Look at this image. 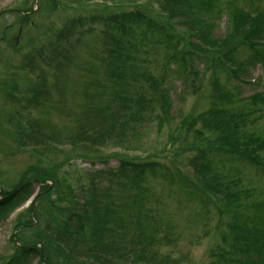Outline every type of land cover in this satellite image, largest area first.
Returning a JSON list of instances; mask_svg holds the SVG:
<instances>
[{
	"label": "trees",
	"instance_id": "trees-1",
	"mask_svg": "<svg viewBox=\"0 0 264 264\" xmlns=\"http://www.w3.org/2000/svg\"><path fill=\"white\" fill-rule=\"evenodd\" d=\"M47 1H51L52 6L47 7L48 11H46H54L57 1ZM92 1L76 0V4L79 7L88 5ZM212 1L191 0V3H188L187 0H160V9L163 12L156 13L148 6H144V12L117 13L108 18L112 23L111 29L122 36L128 34V26L138 25L146 33L141 38H146L150 35L148 33L154 34L157 36L156 41L161 43L160 46L167 50L166 41L174 37L169 30H176L173 16L180 15L179 22L185 28L183 33L194 37L191 41L183 43L186 50L181 51V58L186 55L188 59L182 58L181 62L185 64L189 61L190 65L194 64L195 54L199 53L202 57H196L197 63L201 60L207 65L211 63L217 70L215 73H221L225 80L234 87V91H228L217 82L212 83L209 90L215 99L207 95L206 100L214 102L213 106L203 113L185 117L175 129L176 134L169 138L170 142H175L181 138L183 133L186 140L192 132L193 143L183 144V147L184 152L190 151L197 155L189 162L193 167L194 176L190 178L177 166L172 167V173L166 165L158 162H142L138 157L137 161L121 160L115 168L102 167L89 173L87 178L89 187L81 186L79 193H75L76 190L69 185L68 179L63 175L58 176L59 172L67 174L66 171H61V166H49V170L30 166L22 174L19 184L1 194L0 222L31 196V180L36 179L43 184L32 204L23 212L25 216L22 224L17 222L14 226L19 234L10 238L14 244L12 255L7 258L0 256V264H31L33 260H37L39 264H117L110 257H128L130 252L135 255V262L132 264L137 261L147 264H168L166 257L159 255L156 249L155 213L146 210L144 208L146 203L141 200L142 196H145L147 178L157 175L158 172L170 182L176 183V178L177 184L183 189L182 194L186 200L188 195L200 203L206 199L204 204L216 208L219 223L222 222L224 214H233L228 230L220 234L219 245L210 251L212 257L210 264H264V218L256 221L250 216H244L242 219L240 215L244 212L240 206L250 199L253 189L245 188L243 181L236 177L239 173L237 169L231 170L233 174H223L218 169H212L205 161L207 154L220 153L232 157L264 176V137L250 130V124L264 116V110L259 111L257 108L258 106L264 107V98L259 91L245 98L240 94L242 90L240 84L244 83L249 86L256 84L244 79L248 74V67H254L257 63L264 67V14L245 11L235 6V10H231V14L228 15L225 35L212 37V30L221 25L222 17H226L225 10L221 6L214 8L218 0L214 6L211 5ZM70 4L74 9L76 8L74 3ZM192 6L195 10L191 13L187 10L192 11ZM164 11L167 12L164 13ZM20 23H24L23 16ZM74 23L51 33L44 43L37 45L33 54L23 56L22 63L25 66L23 68L28 69V74L35 76L34 79L28 81L31 85V93L30 96L28 95L30 105L42 102L43 75L46 83L49 79L51 80L54 93L55 83L58 84L56 80L58 76L54 79L49 77L43 63H47L46 59L60 57L62 52L59 51H63L64 47L61 42L69 36V32L76 30ZM101 23L105 24V20L102 19ZM80 28L81 26L77 29V33H80ZM175 34L178 35L177 32ZM109 38L115 45L113 49L108 50L107 43L103 40V51L106 54L104 59L107 61L104 64L105 67L100 68L95 64L94 59H89L90 63L95 66L86 70L91 77L87 84V99L85 100L88 101V105L83 111V119L85 121L92 119V124L101 127L106 117L114 118L112 126L118 118L122 119V126H126L125 129H129L134 138L137 122L141 120L139 114L145 112V108L143 107L144 100L133 88L135 84L141 83L139 79L141 76L133 75L135 74L134 58L128 54V48L134 52L138 48L133 42L125 46L117 42L115 38ZM239 47L249 51L247 61H239L236 58ZM122 50H127V53L123 55ZM34 60L37 63L36 66L32 65ZM38 74L39 78L36 80ZM145 77L148 80L153 79L149 75ZM191 84L193 88L194 83ZM10 91L13 94V91H16L15 86H12ZM62 96H64L63 92ZM8 98L14 103L21 101L17 97H11L10 94ZM242 102L249 104L250 111L242 107L234 110L223 106L225 103ZM62 105L64 104H60L56 99L57 108H61ZM160 105V115L165 116L169 107L166 109L165 106ZM252 113L254 114L251 115ZM162 118L165 120L164 117ZM26 125V128L17 125V135L19 137L28 136L34 143L64 142L65 140L64 138L59 140L57 136L54 139L48 135L43 137L40 132H36L39 127L29 126L28 121ZM161 125L162 120L159 116L158 127ZM84 126H87L85 122ZM88 130L90 131H84L82 138L80 134L70 138L71 147L64 156L65 163L71 161L75 155L90 162L93 167L98 154L95 146L108 140L119 141L120 139L115 131L108 132L114 138L112 139L107 135L106 130L103 131L104 133L91 127H88ZM121 141L130 144V140L125 137ZM88 146L93 148L88 150ZM126 148L129 147L126 146ZM46 152H52V150L48 149ZM60 157H62L61 154ZM38 161V163L45 162V159H38ZM98 162L103 165V162ZM45 164L47 165L48 162ZM46 180H50V184H44ZM95 181L99 184L103 181L106 184L105 190H100L99 184L95 185ZM109 186H115L111 194L107 193L109 188L106 187ZM117 188L121 190L115 194ZM223 190L226 193L222 196L220 194ZM51 194H54V199H51ZM61 201H67L64 207L59 205ZM218 202L223 204H218ZM259 204L264 208V203ZM234 205L237 206L231 211L230 208ZM135 206L139 209L137 218H134V222L128 226L124 216L131 218L132 213L136 211ZM145 211L148 214H145ZM202 212L205 213L204 210ZM129 230L130 236H127ZM26 233L30 235L25 236ZM123 245L126 247L131 245L132 248L131 250L123 249Z\"/></svg>",
	"mask_w": 264,
	"mask_h": 264
},
{
	"label": "rangeland",
	"instance_id": "rangeland-1",
	"mask_svg": "<svg viewBox=\"0 0 264 264\" xmlns=\"http://www.w3.org/2000/svg\"><path fill=\"white\" fill-rule=\"evenodd\" d=\"M56 1L54 11L47 12V7L52 6L51 1L0 0V198L2 192L10 191L14 185L19 184L22 174L30 166L46 170H49V166H61V171L67 172L69 185L73 186L74 189H72L76 190L75 193H79L81 186L89 187L87 179L89 173L102 167L105 169L115 168L121 160L137 161L138 157L142 162L150 161L166 165L172 173V167L177 166L190 178L193 177L194 170L189 162L197 155L190 151L184 152L183 147V144L193 143L192 132L189 133L186 140L183 133L181 138L175 142H170L169 138L176 134L175 129L185 117L203 113L213 106L214 102L206 100L207 95L211 99H215L209 90L212 83L217 82L228 91H234V87L225 80L221 73H215L217 70L211 63L207 65L203 60L197 63L196 57H202L199 53L195 54L194 64L190 65L189 61H186L185 64L181 62L182 58L188 59L186 55L181 58V51L186 50L183 43L191 41L194 37L183 33L185 28L179 22L180 15L173 16L176 30H169V33L174 37L166 41L168 43L166 50L160 46L161 43L156 41L157 36L154 34L148 33L150 35L146 38H141L146 33L138 25L128 26V34L122 36L111 29L112 23L108 20L109 16L117 13L144 12V6H148L156 13L163 12L160 9V0H93L90 4L79 7H77L76 0ZM68 1L74 3L76 8L74 9ZM187 1L191 3V0ZM215 2L216 0H213L211 5L214 6ZM218 6L225 10L226 17H222L221 25L212 30V37L225 35L228 27V15L235 10V6L245 11L264 14V0H218L214 8ZM32 9L35 11L32 12ZM192 9V11H187L192 13L195 10L193 6ZM166 12L164 11V13ZM22 16L24 23H20ZM102 19L105 20V24L101 23ZM71 23H74L76 30L69 32V36L62 40L61 43L64 47L63 51H59L62 52L60 57L46 59L47 63H43L49 77L54 79L58 76L56 78L58 84L55 83L54 93L51 80L49 79L46 83L43 75L42 102L30 105L28 101L31 85L28 81L34 79L35 76L28 74L27 68H23L25 66L22 63V58L26 54H33L37 45L44 43L51 33L59 31ZM80 26L81 31L77 33ZM176 32L178 35L175 34ZM192 33L195 34V32ZM109 37L115 38L117 42L125 46L133 42L138 48L136 52L128 48V54L134 58L135 74L133 75L141 76L139 78L141 83L135 84L133 88L144 100L143 107L145 108V112L139 114L141 120L137 122L134 138L131 136V131L125 129L126 126H122V119L118 118L112 126L114 118L106 117L103 127L92 124V119L87 121L83 119V111L88 105V101L85 100L87 99V84L91 77L86 70L95 66L90 63L89 59H94L98 67H105L104 64L107 61L104 59L106 54L103 51V40L106 41L108 50L113 49V45H115ZM121 53L125 55L127 50H122ZM236 58L239 61H247L249 51L239 47ZM32 65H37L35 60ZM144 74L152 76L153 79L148 80ZM101 76L100 74V79ZM37 78H39V74L36 76V80ZM244 79L247 82L254 81L257 86L256 84L250 86L244 83H242L243 86L240 84L242 87V90H239L242 94L241 97L245 98L253 92L259 91L264 98V67L258 63L254 67H248V74ZM11 80L14 81L11 82ZM191 83H194L193 88H191ZM12 86H15L16 90L13 91V94L10 93ZM62 92L64 96L61 97ZM9 94L11 97L19 98L20 103L11 102L8 98ZM21 97L24 99H20ZM55 98L65 107L62 105L61 108H57ZM160 104L166 109L169 107L165 116L160 115ZM231 104L225 103L223 106L234 110L242 107V109L250 111L248 103ZM257 108L259 111L264 110L262 106ZM159 116L162 125L158 127ZM27 121L29 126L39 127L36 132H40L41 136L48 135L52 139L57 136L59 140L64 138V142L45 141L40 144L36 142V144L30 141L28 136L19 137L16 132L17 125L26 128ZM84 122L88 127L102 133L106 130L110 138L112 137L108 132L115 131L118 138L123 140L125 137L130 140V144L122 143L120 139H118L119 141L101 142V145L95 146L98 154L93 167L90 162L75 155L71 161L65 163L64 156L71 147L69 145L70 138L79 134L82 138L85 130L90 131L87 126H84ZM250 130L264 137V116L250 124ZM87 148L90 150L93 147L88 146ZM48 149H51L52 152H46ZM205 157V161L212 169H218L223 174H233L231 170L237 169L239 173L236 177L243 181L245 188L253 189L250 199L241 206L239 204L244 211L240 214L241 218L250 216L256 221L264 218V208L259 204L264 203V176L232 157L220 153H210ZM41 158L45 159V162L38 163V159ZM98 161L103 162V165ZM46 162H48L47 165ZM147 180L145 196H142L141 200L146 203L144 205L146 210L155 213L154 226L157 232L155 242L159 255L166 257L168 264H210L212 262L210 251L219 245L220 234H224L228 230L233 214H224L222 222L219 223L216 208L204 204L206 199L200 203L188 195L186 200L182 194L183 189L177 184L176 178V183H173L158 172L157 175L151 176ZM31 181L32 194L27 200L35 197L40 187L43 186L36 179ZM44 184H50V180H46ZM97 184L99 182L95 181V185ZM105 185L102 181L98 188L105 190ZM112 186L106 187L109 188L108 194H111L115 188ZM119 190L121 188L115 189V194ZM225 193L226 191L223 190L220 195L223 196ZM54 198V194H51V199ZM66 202L61 201L59 205L64 207ZM30 205L25 201L10 212L4 221L0 222V256L7 258L12 255L14 244L10 238L19 234L14 226L17 225V222L22 224L25 216L23 212ZM236 206H232L230 210H234ZM135 209L131 218L124 216L128 226H131L129 224L134 222V218H137L139 209L136 206ZM146 213L148 214L147 211H145ZM141 219L142 215L140 214ZM110 227L113 229V225ZM28 235L30 233L25 234V236ZM127 236H130V230L127 232ZM125 248L131 250L132 246L123 245V249ZM110 258L117 264L135 262V255L131 252L128 257ZM31 264L39 263L37 260H33ZM135 264L147 263L137 261Z\"/></svg>",
	"mask_w": 264,
	"mask_h": 264
}]
</instances>
